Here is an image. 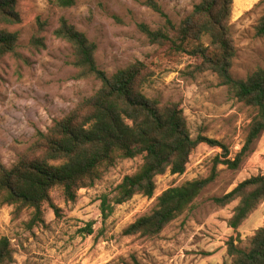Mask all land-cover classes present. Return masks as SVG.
I'll return each instance as SVG.
<instances>
[{"label": "rangeland", "instance_id": "rangeland-1", "mask_svg": "<svg viewBox=\"0 0 264 264\" xmlns=\"http://www.w3.org/2000/svg\"><path fill=\"white\" fill-rule=\"evenodd\" d=\"M54 0H16L20 23L0 26L18 34L15 54L0 59V164L10 168L31 145L36 131L46 132L54 120L73 110L99 87L93 78H77L72 49L52 33L65 19L86 34L96 46L95 59L106 73L140 61L152 77L143 94L161 103L179 102L190 136L218 141L226 146L228 158L241 150L255 109L247 107L219 85L209 72L194 73L197 60L169 45L151 44L141 25L155 31L169 20L177 26L200 0H153L162 14L145 4L148 0H78L61 10ZM261 0H232L228 21L235 48L230 73L245 79L264 68V38L254 27L264 14ZM39 22L44 23L40 26ZM205 45L209 43L203 38ZM224 160L220 148L199 144L190 154L185 172H168L155 178L152 198L133 196L114 206L105 219L101 198L110 199L125 176L143 161L139 156L118 160L90 188L77 191L67 202L62 190L50 191L57 215L46 203L42 222L28 228L32 210L16 215L15 207H0V237H7L13 250L6 264H231L226 252L230 237H236L227 221L237 201L219 207L213 198L230 192L237 184L264 174V132L236 170L216 163ZM215 177L193 202L192 208L167 225L155 238L125 236L123 230L147 215L156 198L184 182ZM90 225L91 234H88ZM264 227V201L238 228L240 248H246L254 232Z\"/></svg>", "mask_w": 264, "mask_h": 264}, {"label": "trees", "instance_id": "trees-1", "mask_svg": "<svg viewBox=\"0 0 264 264\" xmlns=\"http://www.w3.org/2000/svg\"><path fill=\"white\" fill-rule=\"evenodd\" d=\"M77 2L54 0L52 4L67 10ZM145 4L162 14L153 0ZM231 6L232 0H200L177 26L166 20L165 25L155 31L144 25L140 27L151 44L159 47L167 44L175 52L187 53L197 60L192 72L213 73L231 96L255 109L245 142L234 159L228 158V150L222 143L190 136L179 102L161 103L143 94L144 85L152 77L143 62L136 61L111 74L106 73L96 62V44L62 18L52 35L70 45L77 78H93L100 87L68 114L54 120L46 132L36 131L31 145L10 168L0 164V207L13 206L16 215L31 209L26 224L31 228L42 222L44 204L57 215L58 208L50 199L53 188H61L65 200L74 202L77 191L92 187L118 160L142 156L140 166L122 179L113 196L110 199L102 196L100 210L105 219L114 206L135 195L152 198L157 176L166 172L182 175L191 152L199 144L220 148L224 160L217 159L216 163L236 170L254 141L264 132V68H257L245 79L232 77L230 70L235 48L228 26ZM19 23L16 0H0V26ZM39 24L44 26V23ZM254 31L256 37L264 38V14ZM204 37L209 39L207 45ZM17 41L16 32L0 28V59L15 54ZM214 177L213 170L206 178L163 191L151 212L129 224L123 235L157 237L167 225L192 208L195 199ZM234 201L237 204L226 223L236 234L226 243L231 264H264V227L254 232L246 248L236 244L240 242L238 228L264 201V174L245 179L230 192L213 198L219 207ZM89 226L87 233L91 234ZM12 254L9 239L0 237V264L10 262ZM133 264L140 263L134 259Z\"/></svg>", "mask_w": 264, "mask_h": 264}]
</instances>
